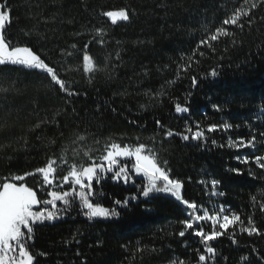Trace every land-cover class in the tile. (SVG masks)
Here are the masks:
<instances>
[{
	"label": "trees",
	"instance_id": "obj_1",
	"mask_svg": "<svg viewBox=\"0 0 264 264\" xmlns=\"http://www.w3.org/2000/svg\"><path fill=\"white\" fill-rule=\"evenodd\" d=\"M243 2L0 0L11 9V20L3 30L6 40L38 51L80 93L67 97L43 74L20 66H0V84L10 89L0 93V179L34 172L49 158H71L76 149L91 148L98 156L105 142L143 143L154 149L172 178L184 183L185 199L210 210L213 205L229 207L245 220V226L252 216L264 232V213L251 200L252 195L264 200L259 195L264 191V169L235 159L252 150L237 153L219 147L226 145L228 137L247 139L252 130L257 135L264 132V5L253 10L255 23L243 33L227 26L237 33L235 45L230 38H221L213 42L215 54L197 57L198 64L187 72L179 71L198 42ZM120 8L129 10L130 21L112 25L102 16L104 11ZM97 28L106 32L103 46L94 39ZM73 43L78 46L75 50ZM62 50L73 55H61ZM84 54L101 70L85 73ZM213 68L218 71L215 78L208 75ZM193 76L198 81L195 87ZM176 103L189 107L190 112L176 113ZM196 122L202 127L228 122L233 129L208 134L207 143L199 146L179 135L164 136L166 130L183 133L186 125ZM85 130L92 134L89 139L74 143ZM258 147L255 154L264 155V145ZM232 168L241 169L243 175L230 172ZM35 177L28 176L25 182L42 199L47 198ZM134 179L136 184L143 182ZM212 179L220 181L216 190L224 196L211 195ZM96 190L102 193L97 202L116 207L119 216L88 221L77 209L55 222L37 224L30 244L38 264H168L173 258L197 264L195 250L202 246L192 235L179 237L182 225L178 221L185 217L174 199L156 194L120 207L116 200L123 201L137 191L133 183L105 178ZM202 226L211 230L210 223L202 222ZM232 232L230 228L211 242L217 250L214 264H264V235L248 236L237 225L233 243Z\"/></svg>",
	"mask_w": 264,
	"mask_h": 264
},
{
	"label": "snow or ice",
	"instance_id": "obj_2",
	"mask_svg": "<svg viewBox=\"0 0 264 264\" xmlns=\"http://www.w3.org/2000/svg\"><path fill=\"white\" fill-rule=\"evenodd\" d=\"M264 5V0H244L240 7L234 8L230 15L223 19L220 26L216 27L208 35L202 38L187 61L180 67V72H187L192 68L193 64H198L197 57H203L209 52L215 54L216 47L213 42L220 41L221 38H230L233 45L236 44L235 31H230L227 26H235L243 33L245 27L251 28L255 23L253 10ZM112 25L118 22L130 21V13L128 9L120 8L116 10H108L102 13ZM11 20V9H6L5 4H0V66H20L26 70H33L49 81V84L56 88L57 91L67 97L79 96L80 93L71 88L66 82L57 67L50 64L47 58L42 56L32 47L13 46L8 42L3 34V30L7 23ZM264 20V17H261ZM28 33H26L27 35ZM106 32L102 28L95 29L94 39L101 46L104 45V36ZM77 45L73 43L71 49H77ZM88 44L84 45L86 49ZM201 49H207L203 51ZM228 49L225 48V52ZM61 55L71 57L72 51L62 50ZM94 70L99 71L98 66H94L93 59L90 55H83V71L85 73H93ZM208 75L212 78L218 76V71L213 68ZM197 78L191 77L193 87L197 86ZM14 87V85H13ZM10 89L0 84V93H7ZM216 111H221L219 106L213 105ZM115 111V109H112ZM175 112L178 114L189 113L190 108L182 106L180 103L175 104ZM102 119V116H101ZM132 123H136L132 121ZM156 125L163 129L164 125L159 121H155ZM250 129L251 124L247 125ZM236 127H239L237 125ZM233 129V125L228 122L212 123L206 127H202L199 122L194 125H186L183 133H175L172 130L164 132L165 138H171L179 135L183 141H195L197 146L200 143H207L208 134L224 132L227 133ZM91 133L85 130V134L78 135L74 143H85ZM259 135V138H258ZM257 135L255 130L249 138L243 136L233 139L228 137L225 144L219 147H228L235 149L237 153L242 149L252 150L251 154H238L235 159L245 165L254 163L260 169H264V155H256L260 145H264V132ZM94 143L99 144L98 140L92 137ZM213 145L217 144L212 139ZM80 152L79 149L74 150ZM93 149L88 148L82 152L86 157L79 165L75 162L69 164L66 157L59 159L49 158L44 166L38 167L34 172L25 173L23 175H11L0 179V264H38L36 255L31 251L30 241L33 238L34 227L37 224H45L55 222L62 219L74 210H79L88 221L99 219H110L119 216L116 207L109 208L102 203L97 202V197L102 195L96 190L105 178L114 181H123V183H133L137 191L130 197H126L123 201L116 200L115 205L127 207L132 201H139L144 198L147 201L154 198L156 194H163L177 202L178 206L183 209L184 219L178 222L182 225V230L178 232L179 237H185L186 234L199 238L201 249H196L197 264H214L216 260L217 250L211 242L225 235L230 228L233 229V243L236 232L235 228L239 225L241 233H247L248 236L264 235V232L256 226L252 216L247 217V226L245 220L241 216L230 210L229 207L212 206L208 207L198 205L194 201L185 199L183 195L184 183L179 179L170 176V170L162 166L157 153L153 148L143 143L136 146L122 145L118 142H105L103 150L98 156L92 155ZM167 162L165 161L164 164ZM67 166V173L57 177L58 167ZM236 175H243L239 168L229 169ZM110 174V176H109ZM39 175L42 177V186H46V197L41 198L38 191L29 186L25 180L28 176ZM249 175H252L250 172ZM135 177L141 178L143 181L136 184ZM201 183H205L201 181ZM220 184L219 180L212 179L211 195L224 196V192H218L216 189ZM264 197V191L259 194ZM254 204H257L261 213H264V200L258 201L256 195L251 196ZM59 205V206H58ZM202 222H210L211 230L205 231ZM75 240V237H73ZM78 242V241H77ZM136 251H144L138 248ZM155 251V249H152ZM253 251H256L253 249ZM40 255H44L41 253ZM247 260L248 257H244ZM264 260V257H261ZM168 264H189L184 259L173 258Z\"/></svg>",
	"mask_w": 264,
	"mask_h": 264
},
{
	"label": "rangeland",
	"instance_id": "obj_3",
	"mask_svg": "<svg viewBox=\"0 0 264 264\" xmlns=\"http://www.w3.org/2000/svg\"><path fill=\"white\" fill-rule=\"evenodd\" d=\"M118 23H121V22H118ZM87 74H90V73H87ZM82 152L83 151L80 150V152H77L76 154H74L73 157H71V158L67 157V159L69 161V164L75 162V163H77L79 165L82 161H84L86 159V157H84L82 155ZM92 155L93 156H96V152L95 153L92 152ZM58 164H59V160H58ZM67 170H68L67 169V166L58 167V169H57V177H60V176H62L64 174H66L67 173ZM35 181L38 182L39 190H40L42 196H45L46 195L45 194L46 186H42V183H41L42 182V177L39 176V175H36ZM207 223H210V222H207Z\"/></svg>",
	"mask_w": 264,
	"mask_h": 264
}]
</instances>
